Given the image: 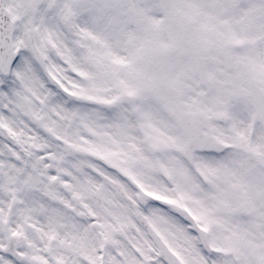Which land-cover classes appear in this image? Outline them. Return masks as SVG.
Returning <instances> with one entry per match:
<instances>
[{
	"label": "snow or ice",
	"instance_id": "6c2138e0",
	"mask_svg": "<svg viewBox=\"0 0 264 264\" xmlns=\"http://www.w3.org/2000/svg\"><path fill=\"white\" fill-rule=\"evenodd\" d=\"M0 264H264V0H0Z\"/></svg>",
	"mask_w": 264,
	"mask_h": 264
}]
</instances>
